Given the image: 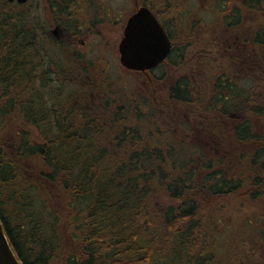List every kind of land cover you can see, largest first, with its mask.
I'll use <instances>...</instances> for the list:
<instances>
[{"label": "trees", "instance_id": "16d2710c", "mask_svg": "<svg viewBox=\"0 0 264 264\" xmlns=\"http://www.w3.org/2000/svg\"><path fill=\"white\" fill-rule=\"evenodd\" d=\"M193 1L200 17H189L181 28V49L174 45L177 26L163 17L170 6L160 11L159 0H143L142 6L172 43L171 67L192 48L200 25L207 30L203 35L218 29L208 27L202 14L231 36L230 47L210 37L200 42L211 46L209 54H198H205L197 69L208 71L207 97L193 101V66L189 78L181 75L165 94L176 105L206 112L202 127H215L218 137L229 134L237 148L233 158L224 148L214 152L210 145L204 152L194 146L199 156L190 163L177 159L171 144L154 150L138 143L135 103L111 108L104 99L100 113L86 114L64 98V72H51V65L39 69L49 62L52 46L66 53L67 45L48 33L53 21L65 19L69 32L73 22H96L84 5L100 0H46L50 18L38 31L29 23V0H0V222L21 264H264V215L251 213L247 225L237 227L220 215L206 218L200 206L201 199L219 202L242 190L251 203L264 200V0H211L203 9ZM212 45L230 48V55L238 50L229 63L246 75L213 73ZM198 109L189 114L198 116ZM237 114L227 131L223 120ZM183 127L190 130L187 123ZM243 144L250 148L242 155ZM156 191L170 204L156 208Z\"/></svg>", "mask_w": 264, "mask_h": 264}, {"label": "rangeland", "instance_id": "374dc122", "mask_svg": "<svg viewBox=\"0 0 264 264\" xmlns=\"http://www.w3.org/2000/svg\"><path fill=\"white\" fill-rule=\"evenodd\" d=\"M74 1L78 2L79 0ZM100 1L101 2H97L95 6L91 5L89 7V4L84 5L87 7L85 8L86 12H94L97 15L98 20L96 23L98 24L103 22V20L100 18L102 14L105 16V13H110L111 15H116L119 13L123 18V24L126 17L135 10L136 6L134 0H107V2H104V4H102V0ZM136 1L142 5L143 0H135V2ZM196 1L200 2L197 7L203 5L201 8L203 9L204 7L209 8L208 1L210 2L211 0ZM158 3L159 4H156L155 7L160 11H166L167 4L170 6L169 9L163 13L165 14L163 17H165V20L168 19L167 22H171L174 26H177V31H175L176 35L174 38V45H176V48L181 49V46L183 45V40H181V36L179 37V35H181V28L183 29V27L187 25V19L189 17L194 16L195 14H197V18L200 17L199 12L201 10H195L196 4L193 0H159ZM47 7L48 3H46V0H29L26 6L27 10L29 11V23L30 25H33V28L37 31L42 29V26L48 23L50 15L48 14L49 12ZM76 7L77 5L75 8ZM97 12L101 15L97 14ZM82 14L83 13H81V15ZM89 14L91 16V13ZM202 16L206 21H208V23H210H207L208 27L218 29L209 30L211 32H208L207 35H203V33H205L207 30H205L204 27L202 28L200 25L199 27L201 28L197 29L194 36L192 37V48H190V46L185 51L183 59H180L179 64L172 67L168 64H165L163 67H159L153 71L152 75L156 79L154 80V92L152 97L147 90L148 84L146 83V79L144 77H138V79L135 81L137 88H134L135 85L133 82H131L128 75L124 72L121 74L119 73L121 69L118 64L117 47L120 42V36L122 37V29L101 25L99 27V32H101L100 35L89 38V40H85L87 44L85 51L80 47L78 48L80 52H85V54H83L85 55V57H83L85 59V63L89 62V64L94 65V68L98 70L96 72V75L98 76L96 81H99L101 84L100 88L105 94V101L106 99L108 101H112L111 108H116L117 106L128 108V104L135 103L139 109L138 118L136 119L137 123L139 124V135L137 136V142L144 143L146 146L151 147L154 150L162 149L165 145L171 144L173 151L176 153L175 155L177 159L181 161V159L185 158V161L187 162H190L191 158L195 159L199 156L194 146L205 147L204 152L208 150L206 148H209L210 145L214 148V152L221 151L223 148L226 153H228L225 150L227 149L229 154L230 151L232 153L237 151L235 144L231 142L232 139L227 137L229 134H227L224 138L223 136L218 137V135L221 133L218 131V134L215 127H212L211 130H209V127H202V125H205L202 122V115H205L206 112L199 110L196 105H176L175 103L170 102L168 95L165 94L166 90H168V88L172 86V84L175 83V81L180 78L181 75H184V78H189V74L194 72L191 70L193 66L196 68L194 73L196 76V91L194 93L195 96H193V101H195V99H202V96H208V90L210 87V83L208 82L209 78H207L208 71L205 68L197 69V67L199 65L198 59H200L198 54L205 49L207 50L203 52L208 53L211 46H203L200 44V42L205 43V37H210L213 39V41L218 40L221 43L223 42L225 46L230 47L232 39L231 36L224 32L220 26L211 27L213 16H205L204 14H202ZM48 33L52 38L59 40L58 37L52 35L50 29H48ZM224 37L226 38L225 41ZM196 41L197 43H195ZM69 50L71 49L65 47L66 53L63 54V52L55 51L52 46L50 49L49 62H44V64H42L39 69H46L49 67V65H51V72L56 70L60 71L61 64L64 65L65 62L67 63V61L72 60V54H70ZM228 50H230L228 47L224 48L223 50L222 47H218L217 45L213 46V49L210 52L211 57L215 58L213 60V66L210 68V70H213V73L218 72V70H225L227 74H229L231 70L233 75H238L243 69L241 66H236V63L234 62L233 64L229 63L232 57L234 58L237 56L238 50L232 55L226 52ZM204 56L205 54L202 53L200 65H205L206 60L203 59L205 58ZM53 63H56L57 65L53 67ZM227 66H229L230 69ZM101 75L105 76L106 78L100 79L99 77ZM240 77L243 76L241 75ZM232 78L233 76L231 79ZM64 81V86L62 87L63 96L66 100H70L72 103L76 100L79 89L72 82L66 80V78ZM243 82L244 79L238 84L243 85ZM35 85H38V80L35 82ZM55 85L59 86L58 83ZM96 102L98 101L95 100V103ZM101 103L103 109V100ZM192 109H198L196 114L198 116L194 117L189 114L192 113ZM236 119H240L239 114L235 115L233 118H230L228 121L223 120L226 122L224 123V127L227 131L230 130ZM184 123L190 125V130L183 127ZM26 127L28 129L35 130L30 125ZM203 134H209L210 136L208 137ZM229 141L232 145L229 144L230 146H227V142ZM217 142H219V145ZM248 148H250V144H243L242 147H239V152L241 154H245ZM234 154L235 153L227 155V157L233 158ZM215 155L218 156L219 154ZM235 193L236 194L230 195L219 202H216L215 199H201V213L206 218H208V215L211 217L220 215L227 223L232 225L234 222L235 226L238 225L237 227L247 225V223H244V221L251 213L256 212L257 214L264 215V200H256L251 203V201L248 200V194L245 193V191L242 190ZM153 204L156 206V208L161 209V207L170 203L167 195H165L162 191H156L154 192ZM236 214H238V216ZM252 222L255 224L256 221Z\"/></svg>", "mask_w": 264, "mask_h": 264}, {"label": "flooded vegetation", "instance_id": "af4514ba", "mask_svg": "<svg viewBox=\"0 0 264 264\" xmlns=\"http://www.w3.org/2000/svg\"><path fill=\"white\" fill-rule=\"evenodd\" d=\"M99 14V13H98ZM53 15L55 16L54 12ZM76 15V13L74 14ZM90 15V14H88ZM101 15V14H99ZM101 20H103L102 23L98 24L96 22L89 23V22H84V21H76L73 22L74 29L69 32L67 29L66 21L64 20V23H59L56 21H53V26L56 28L55 36L59 38L58 41L65 43L69 50L70 54H77L78 56H71L72 60L67 61L66 65H63L60 69L61 75L62 73H65V78L69 82H72L79 90L76 96V100L73 101L72 106L81 109L84 111L86 114H90L91 112L93 114H98L102 111V100H104V92L100 88V83L99 81L97 82L96 78L98 77L96 75V72L98 71L96 68H94V65L89 64V62L85 63V49L87 47V44L85 40H89V38L92 37H97L100 35L101 32H99V27L101 25L104 26H112L114 28L122 29L125 25V21L122 24V17L118 13L116 15H111L110 13H105V16L102 14L101 15ZM73 21L72 19H70ZM69 20V21H70ZM106 22V23H105ZM76 25H75V24ZM81 23H89L90 28L88 25L83 26V28H79L78 26L81 25ZM108 30V29H107ZM110 31V30H109ZM119 38V37H118ZM117 38V39H118ZM122 37L120 36V40ZM57 40V39H56ZM119 45V44H118ZM82 48L84 51L80 52L78 48ZM70 62V64H69ZM165 65V64H164ZM164 65L158 66L163 67ZM122 70V69H121ZM119 71V73H126L131 80V82L134 83V88L136 87V80L138 79L139 76L144 77L146 79V83L148 84V92L151 94L150 96L152 97L153 92H154V80L156 79L153 77V71H148V72H130L126 70ZM54 72V71H53ZM54 81H57L59 83V76L52 74ZM133 77V78H132ZM100 79H105L106 77L101 75L99 77ZM56 82V83H57ZM156 82V81H155ZM150 89V91H149ZM95 100L98 101L95 103Z\"/></svg>", "mask_w": 264, "mask_h": 264}, {"label": "water", "instance_id": "95a60500", "mask_svg": "<svg viewBox=\"0 0 264 264\" xmlns=\"http://www.w3.org/2000/svg\"><path fill=\"white\" fill-rule=\"evenodd\" d=\"M8 1H15L19 5L27 2ZM170 49V41L157 19L147 8H139L126 21L123 38L118 46L119 63L127 70H151L166 59ZM0 264H21L9 245L1 223Z\"/></svg>", "mask_w": 264, "mask_h": 264}]
</instances>
